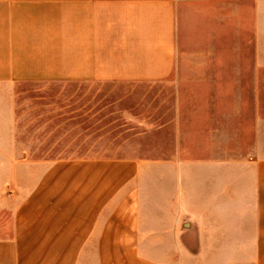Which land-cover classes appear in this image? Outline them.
I'll use <instances>...</instances> for the list:
<instances>
[{
  "label": "crops",
  "instance_id": "1",
  "mask_svg": "<svg viewBox=\"0 0 264 264\" xmlns=\"http://www.w3.org/2000/svg\"><path fill=\"white\" fill-rule=\"evenodd\" d=\"M23 2L42 21L28 10L18 42L0 22L15 75L194 84L199 130L176 125L184 155L52 160L26 194L24 236H0V264H200L188 238L226 236L234 264H264L262 93L236 85L264 82V0H0Z\"/></svg>",
  "mask_w": 264,
  "mask_h": 264
},
{
  "label": "rangeland",
  "instance_id": "2",
  "mask_svg": "<svg viewBox=\"0 0 264 264\" xmlns=\"http://www.w3.org/2000/svg\"><path fill=\"white\" fill-rule=\"evenodd\" d=\"M41 9L25 2L13 7L1 3L3 32L13 31V41L18 42L27 34L24 14L33 12L35 27L40 28ZM71 23L65 20L64 27L71 28ZM12 49L13 45L0 42V236H24L21 215L26 194L39 185L42 171L52 160L186 154V147L177 145L180 140L175 128L192 121L186 91L194 84L30 79L13 72L17 61L12 59ZM236 85L243 86V91L256 87L262 93L259 100L264 113V82ZM192 125L196 133L199 125L193 121ZM258 149L264 151V147ZM191 150L208 154L210 148L195 146ZM187 241L196 252L201 251L200 264H218V260L219 264H234L231 236Z\"/></svg>",
  "mask_w": 264,
  "mask_h": 264
}]
</instances>
